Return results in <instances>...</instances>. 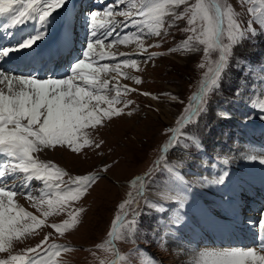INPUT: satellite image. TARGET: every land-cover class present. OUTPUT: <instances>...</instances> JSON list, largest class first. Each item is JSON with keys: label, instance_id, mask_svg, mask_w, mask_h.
I'll return each mask as SVG.
<instances>
[{"label": "rangeland", "instance_id": "1", "mask_svg": "<svg viewBox=\"0 0 264 264\" xmlns=\"http://www.w3.org/2000/svg\"><path fill=\"white\" fill-rule=\"evenodd\" d=\"M144 1L145 0H80L79 3H77V0H74V5L77 4L76 9L74 6L73 10L79 12L73 11V17L77 14L75 20H73L74 25L72 26V36L74 34L75 37L72 39V44L70 46V54L73 55H68L67 59H65L67 61H61V64L68 63L71 65L74 63L79 50L77 43L83 42L88 45V42L85 41L90 36L91 25L88 20H83L87 14L99 13L97 16L98 23L105 24L115 21L113 23V25H115L126 18V16L120 15L121 12L133 13V15L128 16L130 18L127 19L131 24L130 27H132L133 34L131 37H133V40H137V36L134 34L139 33L141 29H143L145 35L140 38L139 42L134 41L131 45L128 41L127 43H122V46L129 47L125 52L131 53L128 56L129 59H135L138 62L137 68L120 64L119 73L110 70L108 73H101L100 78L103 74H107L104 78L107 79L108 76L109 89L127 86L128 89H135V91H129L127 94L121 93V99L123 101H131L132 103L130 105L127 107L124 103L114 105V107L122 109L125 115L113 116L111 119L106 118L101 125H97L95 128L86 127L83 130L88 133L87 139L91 146L83 147L79 153H73L71 150H66L59 145L41 151L42 153L46 152L47 156L45 155L42 160L40 158L39 160L46 164L50 163L53 165V167L48 169L49 172L54 173L59 169L64 173L59 179L53 176L49 184H57L60 188H63L65 185L60 183L61 180L67 182L70 178L86 175L99 176L101 178L95 180L91 187L79 198L68 201L63 211H59L57 208H48L46 203L42 205L37 203V206L33 207V202L30 203V201L27 200V204L24 206L25 210L40 219L42 224L40 227L29 229L23 236L19 237L18 240L16 237H13L15 244L11 249V254L24 255L28 248H35L37 245L41 244V241L44 240L45 237H48L45 244L42 245V249H48L50 245L56 244L58 246H67L69 250L61 251L60 254L56 256L53 255L51 251L44 253L41 249H38L37 252L40 253V256L36 260V264H40L41 260L44 261V264H101L104 255L112 246H114L115 251V246L119 248V264H146L140 263L136 256L135 258L130 255L128 258L125 256L133 252L132 241H135L133 236H137L135 226H131L128 222L125 225L115 227L118 221L117 218L126 210L123 220L125 222L129 217L132 219L130 222L134 221L135 223L137 213H139V215H146L145 218L138 216L139 222H137L136 225L139 227V231L137 230L138 237L149 241V244L146 243V245H144V243H137L138 246L136 245V249H140L142 252L145 251L151 256H155L156 259L163 264H195L196 260L192 257L191 249L189 250L187 246L189 242L187 241L188 239H184V244L181 246L183 249H179L182 243L180 238L174 239L172 236L166 237L164 242L158 243L159 238L156 237H158L157 235H159V232L157 235H155V233L151 235L150 233L152 229L154 230L153 232L157 231L158 222L163 223L160 219V214L152 215V210L149 211L146 207L148 191L151 189L157 191L161 187L159 177L156 176L153 169H155L157 165H161L165 167L166 174H170L171 171L168 169V165L175 167L181 162L183 165L181 164L182 166L179 172L183 175V178H187L191 186H196L204 190L202 187L204 183H200V180L203 178H201L199 170L194 166V161H201L204 158L213 162V159L210 158L211 156L208 157L209 155H205L209 151L214 157L221 159L224 164L220 166L223 167L221 168L224 171L225 168L227 170L229 167L232 175L236 176L234 179L236 183L240 182L243 184L242 176L247 174V170L243 168L245 165H243L244 161H242V158L238 157L239 154L243 152L246 154L244 160H248L249 156L247 155H249L254 148L247 145L248 147L246 150L248 151H245L242 142L244 141V144H247L245 143L246 137L244 135L248 132L249 127L244 125L243 121L247 115H253L254 113H251L250 109L246 108V115L242 117L243 120L240 118L242 113L235 107L238 105L244 108L250 105L257 112V116L253 115L257 119L256 121L264 123V113L261 112V109H264V61L260 62L261 58L264 60V24L260 23L261 20H264V0H214L225 12L227 11V6H231L232 18L244 28L250 26L257 34L254 38H245L240 41L239 45L233 46L232 52L234 55L230 60V67L227 74L219 81V90L217 91L215 87H212L210 91L205 94L206 104H201L200 101L196 103V106L201 108L206 107L207 111L197 117L194 122L188 124H184L183 122L178 123V121H181L182 117L188 115L186 109H188L190 105L194 106L196 101L193 100V97L199 94L201 84L205 81L210 83L212 73L209 72V69H215V61L219 58V51L216 50L211 52L210 56L207 58L203 53L204 45H197L199 50L196 52H187L182 48L177 52L169 51L174 47L180 48L183 41L187 39V36L191 35V33L182 31V29L189 26L188 17L185 16L183 19L173 22V13L180 14L184 12V9L189 5L195 4L196 0H188L187 5L181 4L178 7L167 5V12L163 16V26L156 29L161 32L160 36L146 35L150 27H156L155 21L149 16V11L144 12L145 15L142 17L136 15L142 8ZM153 1L155 3L158 1L163 2V0ZM211 1L213 2V0ZM69 3L71 4V0L67 3V6L69 5L68 7H70ZM147 3H150L151 7V1H147ZM202 3L209 4L207 0H202ZM67 6L66 11H68ZM84 8L86 9V12L84 11L85 14L82 13ZM106 9L111 10V12H116L115 17L112 19L106 18V16H109L107 12L102 16ZM137 19L143 25L142 28H138V25L131 23V20ZM197 23L201 24L206 22L201 21L198 17ZM114 27L117 29L113 28L112 30H116L117 33L121 34L122 30L127 27V25L120 26L117 24ZM221 27L225 29L223 42L228 43L229 26L227 14L224 17V22ZM165 30H167V35L164 34ZM100 31L101 29L97 30L98 37H101L103 33L106 32V28L104 32ZM19 36L25 39V37H23L24 33ZM11 38H14V36ZM107 41H109V39H105V42ZM93 43L95 46L99 47V49L104 48L103 43L102 45H96L95 42ZM141 44L142 47L140 46ZM3 46L8 47V41H3ZM105 46L108 47V44H105ZM108 49L109 53L113 54L110 59L118 56L119 49L117 50V45L113 46V49L109 47ZM132 49H137V51L141 50L139 51L140 54H133L132 51L135 50ZM79 53L81 52L79 51ZM151 53H156V56L152 60L146 61V57ZM238 59L241 61L239 66H237ZM200 64H203L204 67H199ZM94 65L97 66V64ZM58 66L57 68L54 67V72L60 70ZM113 66V64L109 65V69ZM122 68H124L127 76L121 74ZM255 68H257V73L254 72ZM70 69L71 67L68 72H71ZM22 70H25V72L22 71V75L21 71L17 70H13L12 73L16 76L29 77L26 69ZM47 72L46 69L45 72L42 71L43 75L46 76ZM115 74H117V78L114 77ZM51 75L54 76L52 77L53 79H62L60 73H52ZM30 77L33 76L31 75ZM128 77H139L141 83H136L135 79ZM44 78L47 79L46 77ZM237 89L240 90L239 96L236 95ZM143 93H150L151 95L146 96L143 95ZM101 94H109V96L116 95L115 91L107 93L102 92ZM152 96H157L159 99L154 100L151 98ZM171 96H175L177 99L173 100ZM220 100L223 101V105H217L215 103ZM234 104L237 105L232 108L231 106ZM101 107L107 108L108 105L102 104ZM129 111H132L131 116L126 114ZM221 112H226L231 116L230 118L224 119L227 123L224 122L223 118L219 115ZM24 122L27 123V121ZM228 126H231V128L235 127L231 130ZM170 128L178 130L175 133L172 132L173 135L177 134L179 137L177 140L173 141L167 139V133ZM185 130L193 132L194 136L192 137L189 133L183 132ZM248 137L251 140L250 135H248ZM191 138L200 145L202 151H194V149H191L196 148L193 146ZM258 138L259 137H257V139ZM187 141H189V143ZM80 142L83 143V140ZM96 144H100V147L97 148ZM253 152L256 153V151ZM35 153H33L34 156ZM165 161H169L172 165L165 163ZM248 162L247 164L249 166L260 167L259 164L257 165L256 160L251 159V161ZM105 166H110L107 171L103 170ZM190 166L192 167L191 169L187 168ZM208 170H211V168H208ZM142 171H146L145 174H143ZM149 173H152L156 179L155 184L149 185V183L145 181L144 178ZM213 173H215V170ZM31 181L32 186H24L25 188H22L23 191L25 189V192H33L32 194H34L35 192L37 193L38 189H42L40 193L34 196L37 198L42 192L49 191L45 184H42L41 180H38L40 181L39 184L36 180ZM31 181L29 182L30 185ZM9 183L8 181L6 186H8ZM141 183L144 184L143 190L135 198V193L139 191ZM243 185L246 186V184ZM243 185L239 186V190L236 189L234 196L239 199L240 204H238V206L241 207L243 205V213L246 214V206L244 205L250 203L251 200L249 202H247V200L251 195L247 196V194H245V190L243 189L245 186ZM18 186L20 185H17V187ZM141 193H143V195H141ZM198 193L206 197L207 200H211L209 194L203 192ZM262 197L264 198V193ZM142 198H145L144 202L141 201ZM215 198L217 199V197ZM47 199H55L54 191L52 195L45 196V200ZM121 204H124L123 209L120 207ZM218 205L220 208L223 207V202L218 201ZM262 206V204H258L257 207H249V210H252L250 216L251 218L253 217V222L258 221V216L263 210ZM166 208L168 209L169 207L166 206ZM174 208L175 209L168 213L167 216L174 214L176 207ZM77 209H83V211L78 213L76 223L71 228L65 230L63 235L52 227V225L63 223L65 220L70 221L71 216L69 212H74ZM239 210H242V208ZM45 212L49 214L45 215ZM240 213H242V211ZM209 215L211 216V214ZM21 223L23 224L25 222L22 221ZM26 223L31 224V221L27 220ZM114 227L116 228L114 231L116 233V238L113 240V237L110 236L109 233L112 232V228ZM236 228L241 229L240 227ZM211 229L212 228L202 230V233H200L201 236L203 237L205 234H211ZM147 233L150 235H147ZM152 238H155V241ZM135 239H137V237H135ZM223 241H226V237L221 239L220 236V239L217 241L219 245L216 244V246L231 248V246L223 245ZM235 244V248H246V246L242 244L238 245V241H236ZM212 246V244L207 245L201 243L195 250L202 252L200 250L204 249V253H207V250ZM192 254L196 256V253ZM7 255V253H0V259L7 258ZM36 255V253H27V256L35 257ZM49 257H51V259H49ZM124 257L127 258V263L124 262ZM199 257L203 258V262L207 259L208 264H211L212 257H205L203 255ZM155 261L156 260L152 262L151 260L148 263L157 264ZM106 263L105 261L103 262V264Z\"/></svg>", "mask_w": 264, "mask_h": 264}, {"label": "snow or ice", "instance_id": "2", "mask_svg": "<svg viewBox=\"0 0 264 264\" xmlns=\"http://www.w3.org/2000/svg\"><path fill=\"white\" fill-rule=\"evenodd\" d=\"M66 0H0V17H8L9 22L2 25L5 30L15 27L19 24L25 23L27 20L38 17L42 25L47 23V18L52 12L61 8ZM181 4H188V0H163L162 3L156 4L154 8H150L149 16L155 21V28H149L146 35L160 36L161 32L156 30L163 26V16L167 12V5L179 6ZM111 15V10H105ZM228 16V43L223 42L225 29L221 27L224 22V17ZM99 13L90 14V36H97L98 29H110L104 36L94 39L96 45H102V41L112 36V29L103 23H98L97 16ZM120 15L126 17L132 16L133 13L121 12ZM137 16L145 15L141 9ZM185 16L188 17V27L182 29L185 33H191L187 39L183 41L180 48L174 47L170 52L180 51L181 48L187 52L198 51L197 45H204L203 53L207 58L211 52L218 50L219 58L215 61V69H209L212 73L210 83L205 81L201 84V91L193 100L200 101L201 104H206L205 94L210 91L212 87L219 90V81L227 74L230 67V60L234 53L232 48L234 45H239L240 41L245 38H254L256 31L250 26L242 27L232 18L231 6H227V11L222 10L221 6L213 2L209 4L202 3V0H196L195 4L189 5L180 14L173 13V22L181 20ZM206 23H197V18ZM134 25H139L140 21L131 20ZM251 23V22H250ZM264 24V20L260 21ZM47 33L39 31L35 35L27 38L22 44L13 47L0 48V59L6 58L10 53L19 51L22 48H31L36 41L41 40ZM167 35V30H165ZM137 42L145 35L143 29L139 33H135ZM124 42L127 43L129 38L125 36ZM116 42H119L118 40ZM142 47V44L140 45ZM104 53L101 51L97 53L94 50L93 39L89 40L87 49L84 52V58L77 62L71 69V75L62 79H44L39 80L35 77L16 76L0 70V84H5L7 93L0 89V152L5 153L10 161L0 163V253H7V258L0 259V264H36V260L40 256L37 252L41 249L44 253L49 251L53 255L58 256L61 251H68L67 246H58L52 244L48 249H42L48 237L41 241V244L35 248H28L24 255H13L11 249L14 247L15 241L23 236L29 229L40 227L42 221L32 213L26 211L23 207L15 204L13 198L20 195L27 198L32 203L33 207L39 204H47L48 208H57L59 211L65 210V205L70 200L79 198L95 180L100 179L99 176L86 175L76 178H70L67 182L63 180L60 183L64 184L60 188L57 184H49V181L55 176L59 179L64 173L57 169L54 173L49 172L48 169L53 167L52 164L40 161L33 153L40 152L43 149L51 148L55 145L64 147L66 150H71L73 153H79L85 146H91L87 139L88 133L83 130L86 127L95 128L101 125L105 119H111L113 116L125 115L122 109L114 107L118 103H124L127 107L132 102L123 101L121 93L127 94L129 91L135 89H128L127 86L108 88L109 81L107 79L101 80V73L112 72L119 73L120 63H116L111 69L109 65L104 63L98 64L97 56L103 59ZM156 53H151L146 57V61L152 60ZM89 61V62H86ZM124 65H129L132 68H137L138 62L135 59H123ZM241 61L237 60V66ZM97 64V66H94ZM203 68L204 65L200 64ZM207 75V74H206ZM125 76L127 74L125 73ZM77 77L79 80H77ZM136 80V83H141L139 77H128ZM15 89V90H14ZM115 91V96L101 94L102 92ZM149 96L150 93H143ZM168 95V94H165ZM236 95H240V90L237 89ZM152 99H159L157 96H152ZM175 100L177 97L171 96ZM108 105L107 108H102L101 105ZM188 115L181 118L184 124L194 122L207 109L199 106L190 105L186 109ZM264 113V109H261ZM131 116L132 111L126 113ZM219 115L222 118H228V113L221 112ZM27 121V123H23ZM170 132H177V129H169ZM173 135L171 140H175ZM83 140V143L80 141ZM99 148L100 144H96ZM249 159H257V157H248ZM261 163H264V158H261ZM110 166H105L103 169L107 171ZM153 172L159 177L161 187L156 191V195L160 198L157 201L158 207L155 210L160 214V219L163 223L157 224L159 232V240L164 242L166 237L173 236L179 227L186 222V215L182 211L188 201L186 195H177L176 188L183 184L182 177L178 174H166L165 167L157 165ZM19 174H23L21 177ZM229 172L223 171L212 183L222 185L225 183ZM11 177L13 181L19 180L21 185L30 186L31 180H42L45 186L49 189L47 192L37 198L31 192L17 191L16 185L7 187L8 178ZM146 182L151 184L156 183L152 173H149L144 178ZM140 182V181H137ZM206 178L202 179L200 183H207ZM74 186V187H72ZM165 189L168 191L166 192ZM181 193H187L190 190V185L183 184L180 189ZM55 193V199L45 200V196H50ZM143 195V193H141ZM164 200H172L175 203L176 211L174 215H169L165 218L168 209L165 206ZM127 203V202H125ZM121 209L124 204L120 205ZM149 211L152 210L153 205H146ZM83 209H77L74 212H69L71 220H65L63 223L54 224L52 227L61 235L64 231L71 228L77 221L78 213ZM48 215V212L44 213ZM30 220L31 224L26 221ZM118 222L123 221V217L117 218ZM24 221L25 223H21ZM260 229L264 232V221L260 222ZM116 238L114 231L109 233ZM111 243V242H110ZM27 253H36L35 257L27 256ZM205 257H212L211 264H264V241L261 242L260 251L254 248L241 249L231 248L224 250H215L202 254ZM51 259V257H49ZM40 264H44L41 260ZM103 264V262H101ZM115 264V262H113ZM204 264H208L207 259Z\"/></svg>", "mask_w": 264, "mask_h": 264}, {"label": "bare ground", "instance_id": "3", "mask_svg": "<svg viewBox=\"0 0 264 264\" xmlns=\"http://www.w3.org/2000/svg\"><path fill=\"white\" fill-rule=\"evenodd\" d=\"M147 1H151V7L155 6L156 3L162 2V1H160V2L158 1L155 3L153 0H145L143 3V6L141 8V9H143L144 12L148 11V9L151 8L150 3H147ZM68 2H70V0H67L64 5L67 6ZM66 6H63V8H61V10L57 9L56 11L52 12V14L47 18V23L45 25H42L41 22L38 20V17H37L34 19L27 20L25 23L19 24L15 27L9 28L8 30H5V28L2 27V25L7 24L9 22V18L6 16L0 17V48L4 47L3 41H5V40L8 41V43H9L8 47H13V46L22 44L27 38L35 35L39 31H45L47 33L43 39L36 41V43L31 48H22L19 51L10 53L6 58L0 59V68H1L0 70L4 71V69H7V70L13 69V70L21 71V73L23 74V72H25V70H22V69H26V72L29 74V77L32 75L33 77H35L36 79H39V80H44L45 79L44 77H46L47 79H49V77H51V78L54 77L53 75H51L52 73L53 74L54 73H56V74L60 73V76L62 78H66L69 75H71V72H68L69 68L71 67V69H72L77 62H79L81 59L84 58V52L87 49V45H83V42L77 43L79 46V50L81 48H83L81 56L78 59L76 57L77 60H75L73 64L69 65L68 68H66V66L65 67L63 66L61 68L60 72H54L53 71L54 67H56L58 65V63L61 62L59 59V56L60 55L63 56L67 51H69V48H71L70 46L72 44V39H74L72 36V25H73V20H74V17H73L74 0H71L70 7H68L69 5L67 6L68 11H66ZM84 11H85V9L83 10V13L85 14L86 11L85 12ZM105 12L102 14V16H104ZM115 14H116V12L112 11L111 15H109L108 17L106 16V18L112 19L115 17ZM128 18H130V17H126L125 19H123V21H121V22L119 21L117 23L120 26L127 25V27H125L122 30L121 34L117 33L116 30H112V36L108 38L109 41H107V42H105V40L102 41V43L104 45L103 49H99V47L94 45V50L97 53L102 51L105 54L103 59H100V57L97 56L96 59L98 61V64L102 65L104 63H107L108 65H111V64L115 65L118 62L120 64H123L122 63L123 59H129L128 56L131 53L125 52V50H128L129 47L128 46H122L123 45L122 43H125L123 38L125 36H128V38H129L128 41H129V44H131V45L134 43V41H137V40L136 39L133 40V37H131V35L133 33H132V27H130L131 24H130V22L127 21ZM113 23L114 22L105 23V25L109 26V27H111V29H113V28H115L114 26L117 25V24L113 25ZM142 26L143 25L141 23H139L138 28H142ZM115 29H117V28H115ZM109 30L110 29L106 28L105 34ZM24 32L29 33V35L27 37H25L24 40L20 39L19 41H15L14 38H11V37H13L12 33H15V35H19L20 33H24ZM71 36H72V38H71ZM96 38H99V37L98 36L91 37V39H93V41ZM117 40L119 42H116ZM105 44H108V47L110 49H113V46L117 45V50L119 49L118 56L110 59V57L113 56V54L109 53V49L107 46H105ZM121 46H122V48H121ZM72 49H73V47H72ZM132 50H135V51H132V53L135 55L140 54L139 51H141V50L137 51V49H132ZM87 62H89V61H87ZM2 66H4V67H2ZM46 68H50V70H51L48 72L46 71L47 76L43 75V73H42V71L45 72ZM19 69H21V70H19ZM254 72L257 73V68L254 69ZM7 73L13 74L12 71L7 72ZM125 73L126 72H125L124 68H122L121 74L124 76ZM106 75L107 74H103V76L101 77V80H104L105 79L104 76H106ZM114 77L117 78V74H115ZM107 79H108V76H107ZM77 80H79L78 77H77ZM0 89H3L5 91V93H7V87L5 84H0ZM236 105L234 104L231 107L233 108ZM235 108H237V110L242 113V116L240 118H242L246 115V112H245L246 108H249L251 113H254L253 115L257 116V112L250 105H248L247 107H244V108H241L237 105ZM253 115H251V114L247 115L245 117V120L242 118L244 120L243 124L246 125L247 127H249L248 132L244 135L246 137L245 143H247V144H244V141L242 143H243V146L245 147V151H248V150H246L248 146L254 147L253 151H256V153L251 150L252 152L247 156L251 157L252 155H254L255 157H257V159H255V160L257 161V165L259 164L260 167L257 168V167L249 166L247 164V162L251 161V159L248 158V160H244L246 158L245 157L246 154L243 152L239 154L238 158H242V161H244L243 165H245L243 168H245L247 170V172H246L247 174H244L242 176L243 184H246V186L240 182L236 183L234 181L236 176H233L230 171H229L230 173L226 179V182L224 184L217 185V184L212 183V181H214L224 171L222 169L223 167L220 166L223 163H221V161H219V159H217V158L208 156L211 159H213V162L211 160H207V159L203 158L201 160L202 162L199 160H195L194 166L196 167V169L199 170V172L201 174V178H203V179L206 178V180L208 181L207 183H204V185L202 187L204 188L203 191L211 196V200H207L206 197H197L193 193V190L201 191L202 189L194 188L196 186L193 187V190L190 189L187 193H181L180 189L182 188L183 184H181L180 187L176 188V194L178 196L179 195H186V197H187L188 203H187L186 207L182 210L185 213L187 219H186L185 224L181 225L179 227V229L177 230V232L172 237L174 239H178V238L181 239L182 243L180 244L179 249H183V247H181L184 244L183 241H184V239L185 240L188 239L187 241H189V242L187 243V246H188L189 250L191 249L192 253H196V256L191 253L192 257L196 260L195 264L204 263L203 258L199 257L200 255L204 254V251H203L204 249L200 250L202 252L195 250V248L198 247L199 245H201V243L207 244V245L208 244L213 245L212 247H210L209 250H207V253H208V252L215 251V250H224V249L235 248L236 241H238V245L242 244V245L246 246L245 250L248 248H254L257 251H260V246H258V242H259V240L264 241V232H262L261 238H259V233L261 231L260 222L264 221V198L262 197V195L264 193V167H263L264 163H261V158H264V123L257 122L256 121L257 119ZM228 117L230 118L231 116H229V114H228ZM224 119L225 118H223V120ZM224 122L227 123L226 120H224ZM240 122H241V120H240ZM23 123H25V122L23 121ZM255 126H257L258 129ZM228 127L231 128V126H228ZM234 127L231 128V130L234 129ZM248 135H250L251 140L248 137ZM261 135H262V137H261ZM257 137H259V138L257 139ZM254 149H256V150H254ZM205 151H207V150H205ZM203 152H204V150H203ZM45 155H46V152L42 153L40 151V152L35 153V156H37L41 160ZM205 155H208V153ZM6 161H10V158L5 153L0 152V163H4ZM181 164L182 163L180 162L175 167L168 165V169L171 171L170 174L171 173L174 175L178 174L180 177H182L183 183L189 182V180H187V178H185V177H184L185 178L184 179L183 175L179 172L180 167L183 165V164L182 165ZM208 168H211V170H208ZM214 170H215V173H213ZM225 170H226V168H225ZM208 171H209V173H208ZM227 171H228V169H227ZM19 175L21 177H23V174H19ZM8 181L10 183L7 187H11L13 184H15L16 190H18V191H23L22 188H25L23 185H21L19 180L13 181L12 178L9 177ZM36 181H38V180H36ZM0 183H2V181H0ZM39 183H40V181H38V184ZM42 184L44 185L43 181H42ZM17 185H20V186L17 187ZM241 185L245 186V188H243L245 190V194H247V196L251 195L249 197V199L247 200V202H249L251 200L250 203H247L248 205H244V206H246L245 207V210H246L245 213L246 214L243 213V209H244L243 205L241 207L238 206V204H240L239 199L234 196L235 194L233 192L235 187H237L239 189V186H241ZM30 186H32V181H31ZM153 190L154 189H151L147 193L148 194V200H146L147 201L146 205H153L152 210H155V208L158 207L157 201L160 198L156 195V190L155 191H153ZM24 191H25V189H24ZM41 191H42V189H38L37 193L35 192L33 194V196H36ZM165 191L167 192L168 190L165 189ZM210 192H214V193H210ZM214 196L217 197V199ZM27 200H28L27 198H25L24 196H20V195L13 198V202H16L15 204H18L21 207L23 206V208L27 204ZM208 201H210V203ZM218 201L223 202V207H221V210L216 209V204L218 205ZM163 202L165 203V205L167 207H170V203L172 202V200H164ZM258 204L263 205L262 206L263 210L260 212V215L258 216V221L253 222V217L251 218V216H250V213L252 212V210H249V207H251V206L257 207ZM209 207L214 209L215 210L214 212H216L220 216H222L224 211H227V210L230 214H229V216H226L224 218V220L213 219L209 215L210 214V212H209L210 208ZM241 208H242V210H239ZM175 211H174V214H175ZM241 211H242V213H240ZM225 223H227L228 226ZM211 226H212V229H211L212 233L209 235L205 234L202 237L200 232L198 231V230H202V229H198V228H204V227L211 228ZM236 227H240L241 229L236 228ZM220 236H221V239L226 237V241H223L224 242L223 245H228L229 247L231 246V248L216 246V244L219 245L217 243V241H218V239H220ZM193 251H196V252H193Z\"/></svg>", "mask_w": 264, "mask_h": 264}, {"label": "trees", "instance_id": "4", "mask_svg": "<svg viewBox=\"0 0 264 264\" xmlns=\"http://www.w3.org/2000/svg\"><path fill=\"white\" fill-rule=\"evenodd\" d=\"M183 96V95H182ZM204 106V105H203ZM203 108V107H202ZM170 131L167 133V136L169 135ZM151 165V164H150ZM139 229V227H137V230ZM139 231V230H138ZM138 235V234H137ZM136 253V252H135ZM114 254L113 248H111L105 255L103 258V262H107ZM145 262V261H143Z\"/></svg>", "mask_w": 264, "mask_h": 264}]
</instances>
